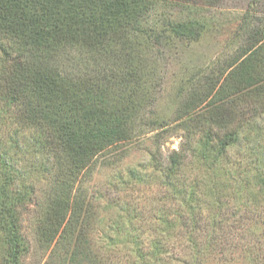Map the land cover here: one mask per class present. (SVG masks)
Masks as SVG:
<instances>
[{"label":"rangeland","instance_id":"374dc122","mask_svg":"<svg viewBox=\"0 0 264 264\" xmlns=\"http://www.w3.org/2000/svg\"><path fill=\"white\" fill-rule=\"evenodd\" d=\"M252 1L199 5L215 24L201 38L144 48L141 71L153 73L131 113L134 138L100 156L73 187L90 209L80 234L72 226L49 242L55 225L45 209L58 166L38 148L22 151L34 131L19 132L11 120L2 125L14 163L28 173L17 183L27 195L20 211L28 250L19 264H264V107L233 81L212 89L264 27L261 13H246ZM167 8L177 19L189 15L175 2ZM227 133L236 139L221 152L219 135ZM174 151L183 163L170 176ZM6 250L0 233V264Z\"/></svg>","mask_w":264,"mask_h":264},{"label":"trees","instance_id":"16d2710c","mask_svg":"<svg viewBox=\"0 0 264 264\" xmlns=\"http://www.w3.org/2000/svg\"><path fill=\"white\" fill-rule=\"evenodd\" d=\"M174 2L187 6L189 15L177 19L169 13ZM221 2L0 0V233L7 242L5 264H19L28 250L20 211L27 195L17 187L28 173L14 163L9 149L13 140L2 125L11 120L19 132L34 131L22 151L38 148L48 163L54 160L58 166L56 190L45 209L55 225L49 242L74 226L80 234L90 209L86 197L72 194L73 187L100 156L134 138L131 113L143 78L153 73L141 71L147 53L173 37L201 38L215 24L199 14V5L218 7ZM249 7L246 13L264 16V0H253ZM253 31V41L222 68L212 89L226 90L233 81L236 92L264 107V27ZM235 139V133L219 135L218 148L226 150ZM182 161L174 151L168 175L177 173Z\"/></svg>","mask_w":264,"mask_h":264}]
</instances>
